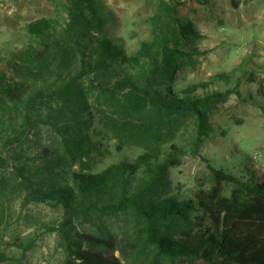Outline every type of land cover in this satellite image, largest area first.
<instances>
[{
    "label": "trees",
    "instance_id": "1",
    "mask_svg": "<svg viewBox=\"0 0 264 264\" xmlns=\"http://www.w3.org/2000/svg\"><path fill=\"white\" fill-rule=\"evenodd\" d=\"M179 3L163 0L154 16L162 27L154 29L150 42L126 55L105 31L109 17L98 0H67L63 26L57 29L44 18L28 23L33 42L2 60L0 197L22 194L26 202L62 209L60 222L44 227L57 233L62 264H123L124 259L138 264H162L164 259L264 264V173L258 168L234 175L209 167L208 187L186 198H157L168 168L181 164L177 145L163 150L166 118L185 113L195 118L196 153L207 135L208 110L235 91H207L209 83H200L177 94L164 84L172 80L179 59L200 54L181 47L182 40L187 44L198 33L191 21L178 16ZM198 89L203 93L197 94ZM90 92L108 99L110 113L99 111L104 130L115 140V151L137 147L132 161L121 158L95 167L98 147L82 132L89 125L82 113L92 116L86 111ZM260 94L264 98V89ZM39 124L54 133L55 144L31 146ZM118 214L128 216L133 238L111 240L74 225L92 216ZM12 244L25 252L34 240Z\"/></svg>",
    "mask_w": 264,
    "mask_h": 264
},
{
    "label": "rangeland",
    "instance_id": "2",
    "mask_svg": "<svg viewBox=\"0 0 264 264\" xmlns=\"http://www.w3.org/2000/svg\"><path fill=\"white\" fill-rule=\"evenodd\" d=\"M109 17L105 31L126 55L134 54L143 42H150L162 27L156 20L163 0H98ZM166 1V0H165ZM176 12L182 20L191 21L197 37L182 40V48L199 52L179 59L170 87L178 94L187 86L209 83L207 91L235 89L225 102L207 112L208 130L193 152L196 136L195 118L188 113L173 114L161 127L163 150L171 144L180 150V165L169 167L163 190L157 198L176 195L191 196L199 187L209 186L210 168L223 169L239 175L247 167L264 173V0H178ZM67 0H0V66L11 52L33 42L26 31L28 23L49 19L59 29L64 25ZM254 75L255 82H249ZM86 84L85 79L82 80ZM163 84V83H162ZM202 94L203 90H197ZM89 109L82 120L89 123L82 132L97 145L93 152L95 167L103 168L121 158L132 161L139 150L136 146L115 151V140L104 130L100 112L110 113L107 98L90 92ZM48 109L42 110L41 117ZM145 121H147L145 119ZM153 126H155L153 124ZM136 129L139 130V127ZM30 139L42 145L55 144L54 133L39 124ZM164 152V153H165ZM229 189H226L225 194ZM0 264H62L64 253L58 245L56 232L45 231L46 225L60 222L62 209L42 203L26 202L22 194L7 199L0 197ZM125 214L92 216L74 225L80 232L104 235L121 240L132 235ZM130 237V239H132ZM33 239V246L23 252L12 243ZM115 255L120 258L119 251ZM138 264L124 259L123 264ZM162 264H188L181 260H162ZM194 264H201L196 262Z\"/></svg>",
    "mask_w": 264,
    "mask_h": 264
}]
</instances>
